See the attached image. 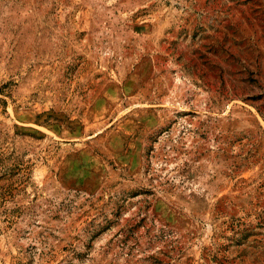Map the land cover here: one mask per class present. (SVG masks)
Masks as SVG:
<instances>
[{
	"label": "rangeland",
	"instance_id": "rangeland-1",
	"mask_svg": "<svg viewBox=\"0 0 264 264\" xmlns=\"http://www.w3.org/2000/svg\"><path fill=\"white\" fill-rule=\"evenodd\" d=\"M0 264H264V0H0Z\"/></svg>",
	"mask_w": 264,
	"mask_h": 264
}]
</instances>
